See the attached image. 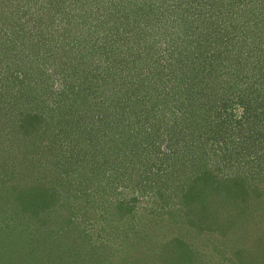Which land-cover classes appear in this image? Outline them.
I'll return each mask as SVG.
<instances>
[{
  "label": "trees",
  "instance_id": "16d2710c",
  "mask_svg": "<svg viewBox=\"0 0 264 264\" xmlns=\"http://www.w3.org/2000/svg\"><path fill=\"white\" fill-rule=\"evenodd\" d=\"M43 1L45 0L3 2L7 11L10 10L7 17L11 18L6 24L0 23L1 39L5 42L2 44L6 47L2 51L3 61L16 63L14 65L19 67L23 76L29 71L28 76L41 78L42 75V68H24L28 62L27 52L24 50L30 36L25 33L21 35L20 32L24 17L30 15L32 18L36 15L31 11L33 4L39 8L50 5L53 8L48 14L52 15H56L57 7L66 4V8L69 5H83L86 7H79V13L91 12L98 18L89 19L80 32L70 35L71 38L66 36L68 40L57 51V57H60L59 54L68 55L66 60L65 57L59 58L64 59L61 68H66V73L57 70L63 81V91L44 96H51L52 115L58 110L69 108L76 96L87 101V108L79 115H75V110V116L69 115L67 131L71 139L59 138L62 143L54 148L53 140L61 133L52 131L47 144L60 158L54 159L60 180L72 184L71 188L75 183L79 184L80 189L75 199L87 202L85 207H88V203L101 196L107 202L103 207L106 219L109 218L113 226L122 228L123 219L126 217V220H130L135 214V207L125 210L127 201L118 196L119 186L130 189L133 193L141 191L142 194L156 197L158 195L155 194V189L160 184L156 181L157 172L162 173L166 168L172 170L176 167L169 173H173L179 180L176 184L164 183L162 187L171 196L161 198L166 203L163 209H168L167 213L171 214L170 221L179 223L181 228L196 224L203 229L195 222V216H199L205 227L209 217L214 216L218 229L221 225L229 227V220L232 228L250 230L256 223L251 215H256L261 218L260 223L264 224V0H117V7L112 4L104 6L103 0ZM88 2L90 6H87ZM106 11L108 15L105 14ZM247 11L259 16L255 21L256 25H251ZM63 14L64 9L60 12V18ZM38 15L39 13L36 17ZM44 17L45 15L43 20ZM47 20L49 22L50 19ZM35 31V26H32L30 33L36 35ZM45 38L53 40L50 35ZM38 43L33 38L27 48L36 58L40 50ZM48 49L50 56L45 55L44 60L57 58L53 54V47ZM58 63L60 62L56 60V68H59ZM43 79L44 76L41 81ZM4 80H0V113L12 101L8 97V91L13 89L14 93L16 89L10 88L8 80ZM47 83L50 87L54 86L51 77ZM23 87H18L15 100L22 103V97L26 96L31 102L35 88L24 86V83ZM15 100L12 102L16 103ZM27 108L25 116L13 121L14 128L19 133L28 134L29 126L35 129L43 125L40 120L44 118L38 123H30L40 115ZM145 131L153 132L145 135ZM42 133L48 134L47 127H44ZM140 133V140L147 136L156 139L145 144L148 150L150 145L159 143L157 146L160 147L162 143L167 144L168 151L163 153L162 161L170 166L154 161L146 162L145 166V160L141 161L137 157L131 162L133 166L127 163L124 165L133 169L130 172L125 168L121 172L113 170L115 164H120L116 158L131 160L128 148L135 144L132 140ZM17 138L13 136L6 140L11 149L9 159H14L13 155L17 151L22 152L20 149L23 146L16 149V146L12 148L10 145L17 143ZM45 143L37 144L35 149L41 155L40 160L48 151ZM66 143L72 154H66L70 152V149L64 148ZM145 148L143 151L149 153ZM221 150L225 151L223 157L230 160L225 165H222ZM30 151L34 152L26 147L25 155L31 154ZM60 152L62 153L59 155ZM63 153L65 158H62ZM242 155L251 158L254 162L252 168H239L238 162L233 161ZM48 160L54 166L53 159ZM18 162L25 163L21 158ZM152 168L157 172L145 177L144 170L150 171ZM107 170L112 171L108 177ZM73 174H78L75 180ZM181 174L184 175L183 178ZM102 180L108 183L104 184ZM25 187L21 185L20 188L11 189L8 201H17ZM60 193V190L51 191V194L63 198ZM77 201H56L51 204L44 200L45 203L39 202L37 206L21 205L23 208L17 214L13 211L10 219L8 218V225L3 223L4 228H1L5 231L15 224L25 227L20 222L26 223L23 216L26 217L29 212L32 216L28 217L36 221L44 216V224L52 223L53 213L58 214V219L68 222V229L64 233L66 236H60L54 246L58 252V255L55 254L57 263L64 264L61 256L70 251L77 240L81 244L84 240V235L78 228L86 222L83 218L86 215L75 206ZM15 203L12 201L13 205ZM242 206L248 210L246 213L252 214L236 212L231 215L229 212L230 209L235 211ZM223 210L228 211L226 219L224 212L218 213ZM100 213L98 211L97 214ZM216 221L213 223L216 224ZM210 223L208 228L213 226L212 221ZM139 235L140 232L137 237ZM35 236L32 235L30 241H34ZM9 238L6 241L0 238V264H8L9 261L16 264L21 257L29 264L31 256H35V249H30L28 242L25 244L27 238ZM259 241L258 247L264 250V235L259 237ZM144 242L150 245L151 251L154 249L151 245L152 236ZM23 247L27 250H22ZM90 248L87 255L89 261L76 260L77 264H115L126 258L117 248L112 249L108 245H94ZM185 248L178 253L174 252L173 258L179 264H183L186 257L189 259V255H194L189 246ZM151 251L148 262L157 264L164 259H160L163 255L156 250ZM99 254L102 256L101 260L98 259ZM237 256L233 264L253 262L250 257H244V253H238ZM263 256L261 254L262 260ZM262 260L258 264H264ZM122 264L132 263L125 260Z\"/></svg>",
  "mask_w": 264,
  "mask_h": 264
},
{
  "label": "rangeland",
  "instance_id": "374dc122",
  "mask_svg": "<svg viewBox=\"0 0 264 264\" xmlns=\"http://www.w3.org/2000/svg\"><path fill=\"white\" fill-rule=\"evenodd\" d=\"M103 1L104 6L112 4L113 7H117V0ZM3 2L4 0H0V23L6 24L8 23V20L11 19L10 17H7V13L10 10L7 11V8L5 5H3ZM100 3H102V1ZM66 5L57 7L56 15H52L48 14V12L52 11L53 8H50V5L39 8L38 6L33 4L31 11L33 12V14L37 15L39 13V15L37 17L36 15H34V17L32 18L30 15H28L26 18L24 17V23L21 27L22 32H20V34L23 35L22 33H25L27 34V36H30V40L27 41L29 43L24 50V52H27L28 56V62L26 63V66L24 68H42L41 78L34 75L28 76V73L30 71L27 73V75L23 76L22 71L20 72V70H18L19 67L14 65L16 63L9 60L8 62L3 61L2 51L6 47L2 44V42L4 44L5 42L1 39L0 34V80H4L6 78L8 80L7 83L10 88L16 87L14 93H12L13 89L8 91V97H10L9 99L12 101L15 100V94H18L19 91L18 87L21 86L22 88H24L23 83L24 86L28 85L35 88L32 93L33 98H31L32 100L30 99L31 102L29 101L28 97L24 96L22 97V103H20L19 100H15L16 103L10 101V104L4 106L5 109L3 113H0V159H3V161L0 162V231L4 232H0V236H2L0 238L4 239V241H6V238L10 239L9 236L14 238L17 236L18 240L27 238L25 244L28 242L29 248L35 249V256H31L32 259L29 261V264H61L57 263L58 260L56 258L58 252L54 248V246L55 242L57 243L59 241L60 236H66L64 235V233L65 230L68 229V222L65 223L62 218L58 219V214L53 213L52 223L44 224V216H41L42 219H38L36 221L28 217V215L32 216V213L29 212L26 217L23 216L26 220V223L20 222V225H25V227L15 224V226L9 227L8 229H5V231L1 227L4 228V225L10 219L9 217L13 211H15V213L17 214L18 211L23 208L21 207V205L28 204V207L29 204L30 206H37L36 204L39 202L45 203L44 200L50 202L51 204L56 201H60V203H73L77 201L75 197L78 189H80L78 183H75V185L71 188L72 184L65 183L64 181L60 180V175H58L57 169L55 168L54 164V159L59 160L60 158L56 156V152H54V150L51 151L47 144H49V135L52 131L61 133L56 139L53 140L54 148H58L57 145L60 146V144L62 143L59 138L68 137L69 140L71 139V135L68 136L67 131L69 125L68 122L70 120L69 115H71V117L79 115L81 111L87 108V101L82 100L81 97L76 96L74 98L75 102L72 101V104L71 106H69V108H66L64 111L58 110L55 112V114L52 115V112H50L51 96H44L51 92L57 94V92L63 91V81L61 75L57 73V70L63 71L64 74L66 73V68H61L63 66L64 59L59 58L65 57L66 60L68 55L59 54L60 57H57L58 48L61 45L65 44V42L68 40L67 37H70L71 34L80 32L81 28H83L85 24L89 22V19H91L92 17L96 19L98 18L92 15L91 12H87L84 14V12L81 11V13H79V7L82 8L86 6L81 5L79 7H74L73 5H69L66 8ZM90 5V2H88L87 6ZM17 8L20 9V6H17ZM62 9H64V14L60 18V12ZM250 12L251 11H247L246 15L249 16L251 25H256L255 21L259 19V16L257 14H253V12L251 14ZM18 13L21 12L18 10ZM105 14L108 15V12L106 11ZM43 15H45L44 20ZM51 15L54 16L55 19H53ZM40 16L41 18H38ZM47 19H50L52 23H50V20L48 22ZM259 24L262 23L260 22ZM32 26H35L36 35H34V33H30ZM254 28L255 26L252 27V29ZM48 35H50L53 40L50 41L51 38H45ZM33 38L39 41L37 45L41 50H39V55L37 58L36 56L33 57V55L29 52L30 50H27ZM47 46L51 48L53 47V54L57 58L44 60L45 55L47 57L50 56V49H48L49 47ZM55 50L56 52H54ZM68 52L71 53V50H69ZM56 60L60 62L58 63L59 68H56ZM67 60L70 59L68 58ZM21 67H23V65H21ZM54 73H57L58 76ZM53 74L54 76L52 77ZM42 76H44L43 81H41ZM50 77L51 81L54 82L53 87H50L49 83H47ZM84 77L85 76L83 75L82 78ZM71 98H73L72 95ZM33 99H36V101L33 102ZM27 106L29 107L27 108ZM26 108L29 111L32 109L34 112H38V114L40 115V117L32 119L30 121L31 124L38 123L40 119L44 118L40 120V123L43 124L42 126H40V128L36 127L35 129H33L32 126H29L28 134H24L23 132L19 133L17 129L14 128L13 124L15 118L22 117L27 114ZM74 110L77 111L75 115H73ZM153 122L154 120H152V123ZM23 124L26 125L25 122H23ZM19 125L20 123L18 122V126ZM44 127H47L48 134L42 133ZM39 129H41V131ZM153 131H145V133L143 134L148 135ZM41 133L43 134V136L41 135ZM7 136L9 138H7ZM13 136H15L16 138L18 136L19 138H17V143H10V145H12L11 147L14 148L16 146V149L17 147H23L20 149L22 150V152L19 153V151H17V154L13 155L14 159L13 157L9 159V157L11 156V149H9V142L6 140H10L11 138H13ZM141 137L142 133L137 135V137L132 140V142H134L135 144L130 145L128 148V152H130V155H132L130 157L131 160L124 161L120 157L116 158L117 162H119L120 164H115L114 167H112L113 170L115 169L116 172H121L123 168L127 170L128 168L124 166L125 163L133 166V163L131 162H134L137 157L141 161L145 160V166H147L146 162L148 161H154L158 164H167V166H170L168 163H164L162 161V158L165 154L164 152L167 153L168 151L167 144L162 143L160 144V147H158L159 143L156 142L157 144L150 145V149L148 150L145 148V144H148L147 142L150 140L156 139L147 136L144 140H140ZM31 140H33L32 143ZM40 143H45V148L48 149V151L43 154L44 158H42L41 160L39 159V156H41L40 153H37L39 151L35 150ZM26 147L30 148V150H34V152L30 151L31 154L25 155ZM64 148L70 149L68 147V143H66V146ZM144 148L149 153H145L143 151ZM69 151L70 152L66 153L67 155L72 154L71 149ZM223 152L225 151L221 150V160L222 165H225L230 162V160L226 156L223 157ZM61 153L62 152L58 154L60 155ZM62 155V158H65V153H63ZM19 158H21V160H24L25 163L18 162ZM48 159H53L52 161L54 166L51 165V162ZM233 161L236 163L238 162L239 168L243 166L245 167V169H248L254 166V162L251 160V158L245 155L238 156ZM211 167H214V164H211ZM174 168L176 167H173L172 170H174ZM129 170L133 169L129 168L128 171ZM148 170H144L145 177L153 176V174L157 172L153 168L150 171ZM172 170H167L166 168V170L162 173L157 172L158 177L156 181H159L160 184L155 189V194L157 193L156 195H158L156 197L155 195L152 196L142 194L141 191H139V193H133L132 191H129L130 189H125L123 186H119L120 188L117 191L118 196L127 201V207L125 208V210L127 211L131 207H135V214L132 216V218L130 220H126V217L123 219L124 222L122 228H119V226H113L112 221L109 218L106 219V215H104L103 213V207L106 206L107 202H105L101 196L100 199L98 198V196L92 202L88 203V207H85L87 202L81 200L77 201V203H75V206L86 215V217H83L86 222L81 224L78 228V230H81L82 234L84 235L83 239L85 240V242L83 240L81 244V242L77 240V244L74 247H70V251L61 256V259H63L64 261L63 263L72 264V262H74V264H77L75 262L76 260H79V262H88L89 257L87 255L89 254L88 252L91 251L90 246L108 245L111 246L112 249L117 248L119 252L125 254V260H128V262L132 264H153L147 261L148 259H150V256H148V254L151 251V247H149L150 245L148 243L144 242L149 239V236H152L153 243L151 245L152 247H154L151 252H154L156 250L158 254L163 255L160 256V259L164 258L157 264H174V262L179 264V261L174 260L173 258L174 252L178 253L179 251L186 249V246H189V249L193 251L192 254L194 255L191 257L189 255V259L185 256L187 259L183 264H233V261L236 260V257H238V253H244V257L248 256L253 259L252 264H258V262L261 263V254H264V250L259 248L258 246L260 245L259 237L264 235V224L260 223L261 218L257 217L256 215H251L255 219L256 223L250 230H243L240 227L232 228L231 221L229 220L227 221V224L230 223L229 227L221 225L220 229H218V223L213 218L214 216L209 217V224L206 223V227L201 222L199 216H195V222H197L198 225H201L203 229H201V227H198L196 224L193 226L189 224L186 227L181 228L178 225L179 223L169 220L171 214L167 213L168 209H163L166 203L161 198L162 196L167 197L166 195L171 197L168 194L169 191L165 188H162L165 185L164 183L176 184V182L179 180V178L176 179L173 173L172 175L169 173ZM175 172L177 171L175 170ZM111 173V170H107L108 175L106 177H108ZM182 174L181 177L183 178L184 175L182 176ZM76 175L78 174H73V180L76 179ZM102 183L106 184L108 182L102 180ZM113 184L115 185L116 182ZM21 185L26 186L24 189V193L18 199H16L17 201L10 200L11 202H9L7 197L11 196V189L20 188ZM157 189L160 190L157 191ZM54 190H60V194L61 196L63 194V198L57 196V194H51V191ZM111 190L115 191L114 189ZM163 191L164 193L162 194ZM67 196H69V198ZM114 197H116V193ZM12 201L16 202L15 205L12 204ZM51 206L53 207L54 205ZM98 211L101 213L97 214ZM247 211L248 210L244 209V206H242V208L238 207L237 209H235V211L234 209H230L229 212L232 213L231 215L236 214V212H240L241 214H252L250 212L246 213ZM222 212L225 213L224 218L226 219L228 211L223 210L218 213L222 214ZM211 221L213 226L208 228V225L211 224ZM213 221H216V224L213 223ZM116 227H118V229ZM127 228L131 229L127 230ZM139 232L140 235L137 237V234ZM73 234L76 235L75 233ZM32 235H36L34 241H30V237ZM83 245H86V247ZM141 245H143L144 249ZM262 245L264 246V244ZM163 248H165L164 250L166 253H164ZM22 250L27 249L23 247ZM261 250L263 251V253ZM26 258L28 259L30 257ZM98 259H102V256L100 254L98 255ZM125 260L120 259L117 262L115 261V264H122V262L125 263ZM262 261H264V258ZM8 264L14 263L13 261H9ZM16 264L28 263H26L24 257H21L20 259H18Z\"/></svg>",
  "mask_w": 264,
  "mask_h": 264
}]
</instances>
